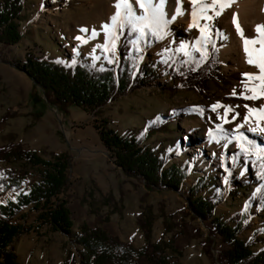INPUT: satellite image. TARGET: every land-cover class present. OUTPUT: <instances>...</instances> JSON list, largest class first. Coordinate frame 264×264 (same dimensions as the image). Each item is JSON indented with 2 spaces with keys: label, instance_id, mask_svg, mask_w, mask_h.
Segmentation results:
<instances>
[{
  "label": "rangeland",
  "instance_id": "374dc122",
  "mask_svg": "<svg viewBox=\"0 0 264 264\" xmlns=\"http://www.w3.org/2000/svg\"><path fill=\"white\" fill-rule=\"evenodd\" d=\"M113 1H25L20 21L23 38L16 45L0 43V117L6 111L13 114L5 122L0 121V146L18 142L25 148L34 149L44 158H48L52 152H67L70 155L68 185L59 197L68 201L74 231L82 222L91 227L99 225L109 234L141 246L144 238L136 218L140 211V198L146 194L143 205H150L155 216L152 241L160 237L169 239L176 234V245L181 256L172 252L170 255L177 264H219L216 262L217 251L226 246L216 237L211 254L204 252L202 243L209 236V228L204 221L190 214L186 200L188 186L197 177L205 175L212 183L202 192L207 195L213 185L223 188L227 179L232 181L244 171L242 164L233 167L235 141H226L228 147L223 148L221 144L209 143V132L213 134L218 131L217 125L228 130L236 129L238 124L243 125L234 131L236 135L239 132H244L245 136L254 134L264 145V133L248 131L249 127H257L252 122L256 120L251 118L248 123L244 121L245 115H252L245 105L259 109L262 98L243 99L239 95L244 91V83L252 86L242 74L254 72L249 65L237 68L234 52L231 51L226 59L220 52L223 46L228 45L224 37V24L232 10L223 11L211 21L213 33L219 31L221 34L212 36L209 47V51L213 46L217 48L220 76L208 84L203 94L195 90L177 89L176 82L165 76L108 103L97 115L76 107L63 113L49 105L40 91L33 89L32 81L25 72L15 66L23 61L28 52L39 58L62 56L101 64L102 51L97 46L105 43L102 25L111 24L107 13ZM133 7L137 14L142 11L135 4ZM188 7L186 4L185 8ZM166 19L169 22L164 39L145 47L139 56L156 64L159 70L162 68L161 50L180 47L181 43L191 44L200 35L197 28L189 30L185 27L188 21L186 15L181 19ZM82 28L88 31L81 32ZM93 30L97 33L94 38ZM77 36L87 40V43L76 40ZM189 52L190 55L194 54L191 49ZM234 90L237 95L232 94ZM213 105L231 106L227 123L224 122V108L217 107L213 111ZM197 106L203 108L202 116H170L173 111ZM237 113V118L232 120L231 117ZM155 115L163 120L168 119L171 131L155 133L147 143L161 148H170L174 143H179L180 154L171 157V162L180 164L186 158L192 166L191 176L183 181L179 191L148 190L135 179L126 177L116 167L95 128L100 118H107L114 130L124 134L127 129L138 130ZM170 152H173L172 148ZM37 178L38 170L32 168L22 187H27ZM244 198L243 194L234 199L227 198L215 208V214L228 220L240 209ZM0 202H3L2 197ZM23 215V218L17 217L15 222L23 226L33 225L34 229L22 233L11 244L18 264H63L68 250L78 252L79 248L70 235L51 232L47 225L37 222V211L26 208ZM263 221L264 216L254 209L251 229L261 226ZM251 229L244 231L241 237L248 239ZM262 247L263 244L259 243L254 249ZM138 264L149 263L142 260Z\"/></svg>",
  "mask_w": 264,
  "mask_h": 264
},
{
  "label": "trees",
  "instance_id": "16d2710c",
  "mask_svg": "<svg viewBox=\"0 0 264 264\" xmlns=\"http://www.w3.org/2000/svg\"><path fill=\"white\" fill-rule=\"evenodd\" d=\"M25 1L0 0L1 44L16 45L23 38L20 21ZM164 37L157 39L149 35L147 42H141V51L137 52L125 30L116 42L114 52H106L101 47V64L62 56L39 58L28 52L23 61L15 66L25 72L32 81L33 89L39 90L49 105L63 113L76 107L97 115L108 103L165 76L176 82L177 89L195 90L203 94L208 84L220 76L217 48L213 46L207 60L199 63V66V54L196 52L185 56L176 51L179 47L161 50L162 68L159 70L156 64L139 56L145 47L161 42ZM203 114V108L197 106L173 111L170 116ZM12 116L6 111L0 121L5 122ZM95 128L116 167L126 177L135 179L148 190L179 191L183 181L192 174L188 159H183L180 164L170 160L180 154L179 143H174L170 148L147 143L155 133L171 131L168 119L163 120L155 115L147 119L138 130L127 129L124 134L114 130L107 118H100ZM222 129L212 134L217 137L216 140L209 137L210 144H221L223 148L226 141L236 136L233 130ZM246 137L261 144L254 134ZM235 150L233 167L242 164L244 171L232 181L227 179L223 188L213 185L207 195L202 192L211 186L210 179L205 175L197 177L188 186L187 206L192 217L204 221L209 228V236L202 243L204 252L211 254L213 239L216 237L226 246L217 251V263L264 264V221L261 226L251 229L252 211L256 209L264 216V177L257 175L258 172H264V169H261L259 163L253 164L250 160L246 162L236 144ZM70 166L71 157L67 152H52L48 158H44L34 149L25 148L18 142L0 146V197L3 198V202H0V264H18L11 244L22 233L34 229L33 225L23 226L15 222L17 217H24L23 210L26 208L37 211L36 221L47 225L51 232L72 237L79 250L77 253L68 250L63 264H138L142 260L149 264H177L176 259L170 255L172 252L181 256L176 245V234L169 239H151L155 216L150 205H143L146 194L140 198L141 206L136 218L144 238L141 246L137 247L130 241L111 235L99 225L91 227L82 222L74 231L68 201L59 197L68 185ZM32 168L38 170V178L27 187H22ZM241 194L245 198L236 214L228 220L215 214V208L227 198L234 199ZM249 229V238L243 239L242 233ZM259 243L263 247L255 250L254 247Z\"/></svg>",
  "mask_w": 264,
  "mask_h": 264
},
{
  "label": "snow or ice",
  "instance_id": "6c2138e0",
  "mask_svg": "<svg viewBox=\"0 0 264 264\" xmlns=\"http://www.w3.org/2000/svg\"><path fill=\"white\" fill-rule=\"evenodd\" d=\"M232 2L233 0H210V2L209 0H190L192 4V22L189 23L188 29L190 30L195 27L200 35L191 44L181 43L176 51L182 52L185 56L190 55L189 49L198 53L199 60L197 61V66H199V63L206 61L209 55V47L212 44V36L214 34L220 35L218 31L213 33L211 21L215 17L220 16L226 8L230 7ZM133 4L142 10L139 14H137ZM166 4L167 0H115V12L110 17L111 24L102 25L105 43L103 46L98 45L97 47H103L106 52H114L116 42L125 30H127V34L130 37L129 42L137 52L141 51V42H147L149 35L162 39L166 35V28L169 22L166 19L168 15L165 11ZM176 5V12L171 17L172 20L184 14L181 0H176ZM233 24L236 27L237 33L243 39L244 52L247 58L246 62L257 69L255 73L242 74L247 81L252 83V86L250 87L248 83H244V91L239 93V95L243 99L251 100L264 98V25H257L256 37L249 39L244 38L243 31L235 14L233 15ZM80 31L86 32L88 30L82 28ZM96 35L97 33L93 30L92 37L94 38ZM75 39L81 43H87V40L80 36L75 37ZM109 63H112V61L109 60ZM232 94L237 95L235 90ZM217 107L224 108V122L227 123L231 106L213 105L212 110L215 111ZM245 107L250 114H253L252 116H244L245 123H248L251 118L257 121V127H249L248 131L264 133V105L259 109L250 108L248 105H245ZM237 115L239 114L233 115L231 119L235 120ZM216 127L219 131H223L221 125H217ZM241 127L243 125L238 124L233 131H237ZM209 135L212 136L211 131ZM226 136L227 134H225ZM212 139L216 140L217 137L212 136ZM232 140L235 141L239 153L246 158V162L250 160L253 164L259 163L261 169H264V145L253 142L245 136L244 132H239L238 135L232 137ZM224 147H228V144H225ZM257 175L264 177V172H258Z\"/></svg>",
  "mask_w": 264,
  "mask_h": 264
},
{
  "label": "bare ground",
  "instance_id": "6f19581e",
  "mask_svg": "<svg viewBox=\"0 0 264 264\" xmlns=\"http://www.w3.org/2000/svg\"><path fill=\"white\" fill-rule=\"evenodd\" d=\"M210 2V0H209ZM114 3H111L109 7V11L107 13V17L110 18L114 12ZM182 3V11L183 15H186L188 18V21L185 23V27H188L189 23L192 22V4L190 3V0H181ZM186 4L189 5L188 8H185ZM176 0H167V4L165 6V11L168 13L167 17L168 19L172 20L171 17L176 12ZM226 10H232V13L230 17L227 19V21L224 24L225 27V39L228 42V45L223 46L220 49L221 55H223L224 59H226L229 55V53L232 51L235 54L234 63L237 66V68H240L244 65H249L246 60V55L244 52V42L240 34L237 33L236 27L233 24V15L235 14L236 19L240 25V28L243 31L244 38H254L256 37V26L257 25H264V0H233L231 3V6L226 8ZM183 15L177 16L178 19H181ZM249 69L253 71L254 73L257 71L256 68L249 65ZM264 105V98L261 99V105ZM259 108V107H258ZM253 115V114H252ZM250 115V116H252ZM254 122V125L257 126V121Z\"/></svg>",
  "mask_w": 264,
  "mask_h": 264
}]
</instances>
